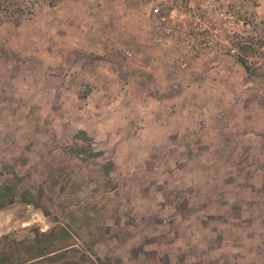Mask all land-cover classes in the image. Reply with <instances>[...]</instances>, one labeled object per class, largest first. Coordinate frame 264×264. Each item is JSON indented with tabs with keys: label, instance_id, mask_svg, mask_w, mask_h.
Segmentation results:
<instances>
[{
	"label": "rangeland",
	"instance_id": "374dc122",
	"mask_svg": "<svg viewBox=\"0 0 264 264\" xmlns=\"http://www.w3.org/2000/svg\"><path fill=\"white\" fill-rule=\"evenodd\" d=\"M60 1L0 0V187H11L5 201L16 194L0 207V235L12 242L52 228L56 241L89 247L105 264H264L261 33L242 27L232 45V23L213 5L198 18L191 0H153L172 62L166 78L160 65L153 83L136 86L168 116L153 130L143 131V117L115 128L92 114L91 92L60 112L44 80L61 71L16 50L23 22ZM219 42L229 50L218 55L209 47ZM204 113L210 125L199 131Z\"/></svg>",
	"mask_w": 264,
	"mask_h": 264
},
{
	"label": "crops",
	"instance_id": "0c3cea01",
	"mask_svg": "<svg viewBox=\"0 0 264 264\" xmlns=\"http://www.w3.org/2000/svg\"><path fill=\"white\" fill-rule=\"evenodd\" d=\"M152 3L153 0H61L51 11H40L23 22V40L16 50L28 56L26 61L37 59L43 66L61 71L56 81L44 80L53 89L51 100L60 112L71 114L76 100L91 92L92 114L105 116L107 125L116 128L119 122L127 126L129 117H143V131L153 130L162 126L160 119L168 114H161L163 103L150 94L144 95L143 87L136 85L153 83L147 78L152 79L160 65H164L162 75L166 78L172 57L171 43L158 40L160 32L154 29ZM191 4L197 6L198 18L207 14V5H213L218 18L229 20L232 24L225 25L224 30L232 45L237 44L242 27H251L264 37V0H191ZM225 46L219 42L214 49L209 48L219 55L229 50ZM194 47L197 51L202 48L198 43ZM196 58L198 66L204 64L205 57ZM191 59L187 56L186 62ZM220 63L219 57L210 60L214 67ZM139 66L146 70H132ZM69 67L75 72L65 76ZM143 101L147 103L143 105ZM209 117L201 115L199 131L210 125ZM234 119L238 123L241 117Z\"/></svg>",
	"mask_w": 264,
	"mask_h": 264
},
{
	"label": "trees",
	"instance_id": "16d2710c",
	"mask_svg": "<svg viewBox=\"0 0 264 264\" xmlns=\"http://www.w3.org/2000/svg\"><path fill=\"white\" fill-rule=\"evenodd\" d=\"M246 70L250 67L243 63ZM10 190L9 185L0 187V207L13 201L15 192H11L7 201L1 195L3 189ZM49 231H36L29 239L7 241L8 235H0V264H105L99 255L89 247L74 241H56Z\"/></svg>",
	"mask_w": 264,
	"mask_h": 264
},
{
	"label": "built area",
	"instance_id": "2783aa9c",
	"mask_svg": "<svg viewBox=\"0 0 264 264\" xmlns=\"http://www.w3.org/2000/svg\"><path fill=\"white\" fill-rule=\"evenodd\" d=\"M153 11L157 14L159 20L164 23L163 25L165 27V30L167 32H170L172 29L171 26L169 25L171 24L169 20L170 16L161 10L160 5L158 3L154 4Z\"/></svg>",
	"mask_w": 264,
	"mask_h": 264
}]
</instances>
